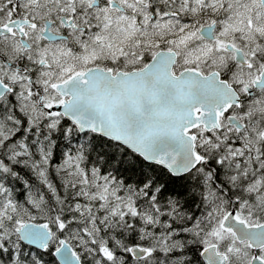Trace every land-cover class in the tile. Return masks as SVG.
Returning a JSON list of instances; mask_svg holds the SVG:
<instances>
[{"label":"snow or ice","instance_id":"snow-or-ice-1","mask_svg":"<svg viewBox=\"0 0 264 264\" xmlns=\"http://www.w3.org/2000/svg\"><path fill=\"white\" fill-rule=\"evenodd\" d=\"M0 264H264V0H0Z\"/></svg>","mask_w":264,"mask_h":264}]
</instances>
